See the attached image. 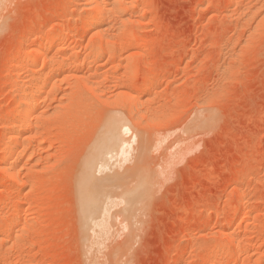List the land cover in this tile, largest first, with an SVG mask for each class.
Masks as SVG:
<instances>
[{"label":"rangeland","instance_id":"374dc122","mask_svg":"<svg viewBox=\"0 0 264 264\" xmlns=\"http://www.w3.org/2000/svg\"><path fill=\"white\" fill-rule=\"evenodd\" d=\"M76 1L0 0V157L16 134L27 147L7 173L0 165V181L8 176L0 182V223L10 213L19 219L0 234V264H212L203 258L218 244L222 264H264V0H126L123 19L109 3L104 8L114 13L104 11L111 20L99 34L84 27L86 3ZM59 25L73 31L62 41L65 55L52 59V68L68 64L51 89L57 94L37 101L42 118L6 134L4 112L24 109L20 80L44 65L41 58L20 71L17 59ZM109 46L111 59L89 56L90 49L108 54ZM119 91L140 95L143 109L128 97L116 100ZM113 116L141 132L147 184L134 192L130 211L113 196L84 228L78 172ZM139 146L123 166L113 159L97 177L122 174L118 192L136 185ZM17 189L22 195L12 197Z\"/></svg>","mask_w":264,"mask_h":264},{"label":"bare ground","instance_id":"6f19581e","mask_svg":"<svg viewBox=\"0 0 264 264\" xmlns=\"http://www.w3.org/2000/svg\"><path fill=\"white\" fill-rule=\"evenodd\" d=\"M82 1H85V3H86L85 5H86L87 11H88L87 14H86V16L84 17V20H85V23H84L85 26L84 27H86V26L87 27L88 26L89 27H94L97 30L96 32L98 34L103 29V26L106 25L107 20L110 19V18H107V15L105 17V12L107 10V9H105L106 8L105 6H107V4L112 3L111 5L113 7L111 6L110 8H112L115 11L116 15H118L119 18H121V19L124 18V16H125L124 14L127 11V9L125 8V6H126V0H82ZM76 2L80 3L78 0ZM128 5H130V4H128ZM112 9H108V11H111V14L114 13V11L112 13ZM108 11L106 13H109ZM114 16H115V14H114ZM117 19H118V17H117ZM115 24H116V22H115ZM115 24H114V26H115ZM64 26L65 25H63V26L62 25H59V26L56 27V29H53V30H50L49 32H46V36L44 38L41 37L42 39H40V40H37V39H35L33 41L31 40L32 41L31 44H32V46H33L34 49L31 52H28V53L26 52L25 54H23V53L21 54L20 53V55L18 54L19 55L18 59L15 58V59L18 60V64L17 65H19L18 67L21 69L20 71H24V70H27V69L33 68V67L35 69L37 67L36 64L38 63V60L41 59V58L43 60L44 65H42L43 68L40 71H37V73H35V70H34V72H32L33 75L32 76L30 75L32 77L31 79L26 80L27 78L26 79L22 78L23 80H20L21 81V84L19 83L20 81L18 82L20 84V86H21V89L20 90H21V94H22L21 97L23 99V102L22 103L24 104V109H23L22 112H20V111L18 112V110H17L18 108H17L16 110H17L18 113H16L15 111H13V109H9V110H7V111L4 112V117L5 118L7 116H10L11 117L10 119L9 118L6 119V120H9V122L7 121L8 123H6L7 124V127L5 128L6 129V134L15 133L18 129L23 128L25 125L30 124V123H33V121L35 119V116L36 115L39 116L38 113L39 114L42 113L40 111L41 107L36 104L37 101L38 100L41 101L42 99L46 98L45 96H47V94L50 91H55V95L57 94L56 93L57 91L55 90L57 88H55L54 90H51V89L54 88L55 86H58V84L60 83V81H62L63 75L66 73V72H64V70L67 68V65L68 64H66V68H65V63L62 62V61H60L55 66L53 65L54 68H52V59H53V57H54V55L56 53L59 54V52H61V51H62V53H64V50L67 49V44H66L65 41L62 43V41L65 39V37L67 36V34H70L71 31H73L72 30L73 28L72 29H68L69 27H66L68 29V30H66V28ZM73 27L75 28V26H73ZM68 32H70V33H68ZM108 48H109V50H108L109 53L108 54L105 53V52H103V51H100L99 49H96V50H94V49L91 50L90 49V52H88V53H89V56L91 58H93L94 60H97V61L98 60L108 59V58L111 59L112 52H113L112 51V47L109 46ZM63 55H65V53ZM113 55L116 56L115 53ZM72 66H73V69H74V72L75 73L79 72L80 69H81V66H80V63H79L78 60L77 61L75 60V62L72 63ZM125 67H127V66H125ZM14 68H16V67H14ZM36 70H39V69H36ZM20 71H19V74H21ZM17 76H19V75H17ZM23 76H24V73H23ZM73 77H75V74H74ZM16 79L17 78H15V80ZM79 79H81V77ZM76 80L78 81V79H76ZM126 80H128V79H126ZM150 80H152V79H150ZM150 80H149V82L146 83L148 85V87L150 85H154V83L156 82V79L155 80L153 79L152 81H150ZM15 82H14V84L12 83L14 86L16 84ZM87 84H89V83L87 82ZM27 86H30L29 89H26ZM89 86H91V85H88V87ZM91 87H89L88 89H91ZM16 88H17V86H16ZM125 92H127V91H119V92H117L115 94V97L114 98L116 100H120V99H124V98L128 97L126 95L127 93H125ZM1 93H4V92L1 90ZM51 93H53V92H51ZM139 96H136V95H133L132 94L128 98L134 104H137L136 106H138L139 103H136V102L140 101L141 98H139ZM19 97H20V95L17 98H19ZM114 98H113V101H115ZM150 100L147 99L144 102L141 101L142 102V106L145 107L146 105H148L147 103H148V101L150 102ZM16 101H17V99H16ZM16 101H14L13 104H16L18 102V101L17 102ZM126 101H127V98H126ZM133 103H129L128 106H130V104L132 105ZM20 105L18 104L16 106L19 107ZM136 106H132V107L134 108ZM138 107H140V106H138ZM138 107H136V108H138ZM141 109H143V108H141ZM145 109H146V107H145ZM135 111H133V113ZM138 112H139V110H138ZM138 112H137V114L135 113V117H136V115H138V114L141 113V112L140 113H138ZM149 113H151V112H149ZM5 115H7V116H5ZM41 118H42V115H41ZM121 119L120 118H117L116 116L115 117L113 116V117L108 118L105 123L103 122L104 125L102 126V128H100V131L101 132L95 138V140H93V145L91 144L92 145V148H90L89 153H87L86 158H84L83 163H82V167H81L80 171L78 172L79 174H78V177H77V180H76L77 182L75 184V186L77 185V187H76L75 190L77 191V194H76L77 195V201H78V203H77L78 205L77 206H79L78 207V210H80V211H78V210L77 211L79 212V215H81V218H82L81 220H82V223H83V225L81 224L82 225L81 227L87 228L86 226H87L88 222H90L89 221L90 219H93V218H98L99 219L98 216L101 217V215L104 213V211H107V209H106L107 204H105L106 200L112 198L113 196H118V197L121 196L123 199H125L126 206L123 209V211H125V213H126V211H130V209L133 207V205L136 204L135 203L136 200H134V192H137V190H139V191L141 190V192H142V188H144L146 186V184H147V175H146V173H144V170H145V160H146V156H147V153H146V150H147L146 142H145L144 138L140 135L141 132H140V134L137 133V132L136 133H133L134 132L133 131L134 129L130 126L131 124L126 123V121L124 122ZM144 125H146V124H144ZM40 131H42V129ZM142 134L144 135V133H142ZM11 135H13V134H11ZM16 135H18L16 137V141L14 142V140L12 139L13 140L12 141L13 144L12 145L11 144L10 145H7V148L4 150V152H2L3 154L0 157V165H1V167H3V170L5 172L7 171V166L10 163L11 159H12V161L13 160H17L18 157H20V155H22L23 152L25 151V149L27 148L26 147V144H25L26 139H22L21 138L22 133H21V135L20 134H16ZM2 141H4V140L2 139ZM50 141H53V139L50 140ZM137 141L140 143V146H139V154H137L138 156H137V161H136V171H137L136 173H139L140 174L141 171H143V172L140 174L138 180L136 181V185L132 184V186L134 185L133 187H131V188H128L127 187L128 189H124L122 192H118V188L119 187H117V185H118V183L121 182V180H120V182H117V180L122 177V174H116L114 176H106L104 178H98L97 177V173L99 172V174H100L101 172H103L104 170H106L109 167L108 165H110L109 162H111L113 159L114 160H117V161L120 159L118 162L117 161L116 162L119 163L121 161V165L120 166H123L122 164H124V163H126V162L129 161V160L127 161L128 158L129 159L132 158V157L130 158V155L132 154V152L134 150V144ZM0 146H2V145H0ZM8 146H10V147H8ZM29 156L30 157L28 158V160L30 162H32L31 160H33L34 157H33V155H29ZM116 157H118V158H116ZM122 158H123V160H121ZM17 164H19V163H17ZM108 170H109V168H108ZM5 172H3V173L5 174ZM15 172H17V171H15ZM125 173H127V172H125ZM136 173H135V175H134V173L133 174L130 173V176L134 175V178H136V176L138 175V174L136 175ZM7 175H9V177H13L14 179L17 178V177H15L16 174H13V173H12V176L9 173ZM125 176L128 177V175H125ZM7 178H8V176L3 177V179H1L2 181H0V182H2V183L5 182ZM124 178L125 177H123V179ZM20 182H22V180ZM33 183H34V181H33ZM35 184H37V182ZM34 186H33V188H34ZM21 193H22V190L20 192V190L18 191V189H17L13 194H11V196L12 195L13 196L14 195H16V196L17 195H22ZM10 199H9L8 203L10 202ZM10 214L11 215L10 216L8 215L9 217L7 219H5L2 223H0V234L9 232L13 228V225H14L15 220H17V221L19 220L18 219V216L16 215L17 213H14L15 215H12V213H10ZM107 215L108 214H106V216ZM250 215H252L251 212H245V213L243 212V215H241V216H243L244 218H247ZM28 219L29 218H26V220L25 219L24 220L27 221ZM123 219L125 220L124 217H123ZM131 221H133V220H131ZM239 221H241V220H239ZM80 223H81V221H80ZM100 223L102 224L101 220H100ZM97 224H99V223L97 222ZM97 224H96V226H97ZM238 224H240V223H236L231 228L236 227ZM101 227H102V225H101ZM84 228H82L83 232H85ZM98 228H99V225H98ZM229 237H230L231 243L233 244V246L235 248H237V250L239 252V250H240L239 249L240 248L239 247L240 246L239 241L236 240V238L233 235H231V234L229 235ZM222 251H223V247L220 244H218V245H216V247H215L212 255L207 256V257L205 255H203L205 257L204 258L202 257V258L205 261H210L212 264H222V261H223V259H222ZM231 263L232 262H230V264Z\"/></svg>","mask_w":264,"mask_h":264}]
</instances>
